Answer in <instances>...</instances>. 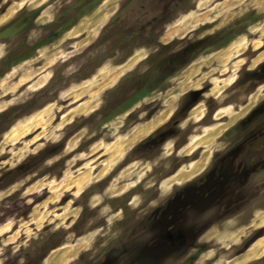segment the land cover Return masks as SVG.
Returning a JSON list of instances; mask_svg holds the SVG:
<instances>
[{
	"label": "rangeland",
	"instance_id": "1",
	"mask_svg": "<svg viewBox=\"0 0 264 264\" xmlns=\"http://www.w3.org/2000/svg\"><path fill=\"white\" fill-rule=\"evenodd\" d=\"M86 1L0 0V264H264V0Z\"/></svg>",
	"mask_w": 264,
	"mask_h": 264
},
{
	"label": "flooded vegetation",
	"instance_id": "2",
	"mask_svg": "<svg viewBox=\"0 0 264 264\" xmlns=\"http://www.w3.org/2000/svg\"><path fill=\"white\" fill-rule=\"evenodd\" d=\"M92 0H90V1H86L83 5H81V7H79L80 9H87V7H88V4H89V2H91ZM78 8V9H79ZM201 180H203V182L205 181V180H207V179H205V177H203ZM200 180V181H201ZM200 181H198V182H200ZM188 188V187H187ZM184 190H186V188H184ZM176 197H178V194H176Z\"/></svg>",
	"mask_w": 264,
	"mask_h": 264
},
{
	"label": "bare ground",
	"instance_id": "3",
	"mask_svg": "<svg viewBox=\"0 0 264 264\" xmlns=\"http://www.w3.org/2000/svg\"><path fill=\"white\" fill-rule=\"evenodd\" d=\"M178 24V23H177ZM250 253V252H249Z\"/></svg>",
	"mask_w": 264,
	"mask_h": 264
}]
</instances>
